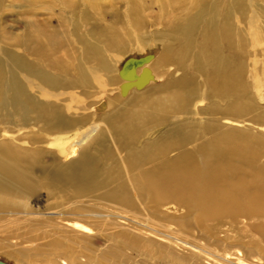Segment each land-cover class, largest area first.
<instances>
[{"label":"bare ground","instance_id":"1","mask_svg":"<svg viewBox=\"0 0 264 264\" xmlns=\"http://www.w3.org/2000/svg\"><path fill=\"white\" fill-rule=\"evenodd\" d=\"M157 4L171 43L153 60L158 73L153 62L135 66L132 80L119 69L116 80L114 63L96 51L81 59L90 67L74 69L67 45L37 25L17 40L7 82L0 72V108L37 126L32 153L53 165L39 180L13 165L17 153L0 157V216L20 212L45 228L22 250L45 251L48 263L150 264L155 247L166 264H264V139L241 128L247 79L264 84V0ZM65 197L80 206L64 208ZM222 220L244 226L233 250L232 230H211Z\"/></svg>","mask_w":264,"mask_h":264},{"label":"rangeland","instance_id":"2","mask_svg":"<svg viewBox=\"0 0 264 264\" xmlns=\"http://www.w3.org/2000/svg\"><path fill=\"white\" fill-rule=\"evenodd\" d=\"M167 17L165 12L160 11L157 0H0V72L4 74L2 80L7 82L8 79L5 76L13 71L8 53L14 52L17 48V40L27 35L31 36L36 25L38 26L36 28L53 35L64 46L67 45L64 51L70 58L69 63L74 69L78 66L90 67L91 64L88 65L81 59L87 53L96 51V54L105 56L114 63L113 76L116 77V80H121L118 69L122 72L124 65L132 60L131 58H135L132 61H138L149 57L142 64L136 65L137 68L153 62L152 68L155 73H158L160 65L154 63L153 60L160 57L165 45L171 43L170 34L173 25L170 24L169 27L166 24ZM252 60L254 61L253 69H256L258 62L254 57ZM69 73L71 74L72 71L69 70ZM144 73L142 74L144 75ZM256 79L258 77L254 74L247 79L250 81V87L243 100L241 128L244 130L245 138L264 139V84H255ZM113 88L115 90L110 95L119 96L117 86ZM4 97L5 95L2 94L0 102ZM113 103L116 104L113 105L114 107L112 106L113 109L122 107L119 103ZM100 104L104 106V109L110 105L105 100H101ZM226 125L231 126L229 123ZM36 129L37 126L33 124L22 125L15 115L8 117L0 108L1 159L9 162L7 157L14 152L17 153L12 160L13 165L26 170L40 180L41 177L37 174H40L41 168H49L53 165V161L49 156L40 162L36 161L37 158L32 153L35 146H32L30 141V134ZM54 139L47 137L50 144L55 141ZM43 147L46 148L45 145ZM50 148L54 151L57 162L61 164L68 162L64 160L63 155L57 153L56 149L52 146ZM64 199L66 205L64 204L63 207L66 209L81 204L79 200H69L70 197ZM41 206L40 203L38 207ZM52 211L55 210L49 211L47 216H53ZM168 211L171 210L166 209V212ZM130 219L133 222L132 226L136 227L135 223L138 224V220L132 215H130ZM27 220L30 218H25L20 212L17 216L14 214L0 216V261L6 264H54L48 263L49 259L45 257V251L22 250L31 246V238L35 236L33 232L38 231L41 235L40 230H45V228L38 229L32 223L26 222ZM165 222L171 224L168 219ZM226 222L227 225H224ZM219 223L221 224L211 230L214 233L219 231L218 227H221V231L232 230L238 239H235L234 243H231L232 245L227 242L225 245L229 250L237 248L238 244L242 242L240 237L246 235L240 231V228L244 226L229 220H222ZM213 224L207 222L208 226ZM15 232L21 235H17ZM189 232L202 243L210 245L211 248L217 245L205 235H201L195 227H192ZM39 238L40 241H43L41 236ZM21 239L25 243H22ZM38 241L34 245L41 244ZM154 248L147 253L148 262L150 264H166V261L160 259L162 251ZM56 262H61V259L57 258Z\"/></svg>","mask_w":264,"mask_h":264},{"label":"water","instance_id":"3","mask_svg":"<svg viewBox=\"0 0 264 264\" xmlns=\"http://www.w3.org/2000/svg\"><path fill=\"white\" fill-rule=\"evenodd\" d=\"M148 58L149 57H147L145 59L138 60V61L129 60L124 65L123 70H122V77H123V79H125V80H132V78L134 77L133 73H134V70H135V66L136 65H139V64H142ZM0 264H2V263H0Z\"/></svg>","mask_w":264,"mask_h":264}]
</instances>
